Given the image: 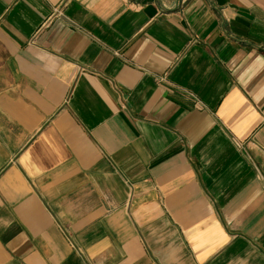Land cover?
I'll return each mask as SVG.
<instances>
[{"label":"crops","instance_id":"obj_1","mask_svg":"<svg viewBox=\"0 0 264 264\" xmlns=\"http://www.w3.org/2000/svg\"><path fill=\"white\" fill-rule=\"evenodd\" d=\"M0 264H264V0H0Z\"/></svg>","mask_w":264,"mask_h":264}]
</instances>
